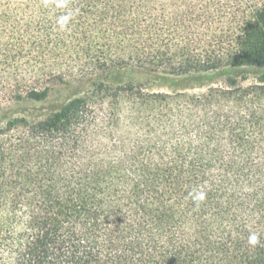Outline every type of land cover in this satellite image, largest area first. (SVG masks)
Returning a JSON list of instances; mask_svg holds the SVG:
<instances>
[{
    "label": "trees",
    "instance_id": "trees-1",
    "mask_svg": "<svg viewBox=\"0 0 264 264\" xmlns=\"http://www.w3.org/2000/svg\"><path fill=\"white\" fill-rule=\"evenodd\" d=\"M243 1L0 0L3 69L262 70L197 96L105 80L42 121H9L0 264H264V0Z\"/></svg>",
    "mask_w": 264,
    "mask_h": 264
},
{
    "label": "rangeland",
    "instance_id": "rangeland-1",
    "mask_svg": "<svg viewBox=\"0 0 264 264\" xmlns=\"http://www.w3.org/2000/svg\"><path fill=\"white\" fill-rule=\"evenodd\" d=\"M244 1L242 0V8ZM120 70V71H119ZM262 70L243 72L234 71L232 74H191L174 75L167 71H144L133 68H118L111 66L106 72L94 71L72 78L55 80L45 77L42 69L32 65H19L15 69H3L0 67V130L4 129L11 120H27L37 122L46 119L51 113L58 110L68 100L94 94L95 86L102 81L111 84H120L119 81H131L140 83L147 93H164L168 95L186 94L189 96L200 95L211 88H225L226 79L235 78L240 86H247L261 76ZM106 75V78L104 76ZM245 77L246 79H242ZM114 85V86H115ZM18 86V88H15ZM4 88L11 93H4ZM23 90L17 93V90ZM28 89L37 92L47 91V98L42 102L25 100ZM4 90V91H3ZM16 94V95H15ZM20 96L21 99L14 98ZM96 113L106 112L105 99L94 98ZM97 100V101H96ZM103 105V106H102ZM101 106V107H100ZM130 110L127 102L119 108L122 114ZM111 112V109L107 111ZM125 124V123H124Z\"/></svg>",
    "mask_w": 264,
    "mask_h": 264
},
{
    "label": "clouds",
    "instance_id": "clouds-1",
    "mask_svg": "<svg viewBox=\"0 0 264 264\" xmlns=\"http://www.w3.org/2000/svg\"><path fill=\"white\" fill-rule=\"evenodd\" d=\"M201 198H203V194L201 195ZM249 243L252 245H255L258 243V237L255 233H253L249 236Z\"/></svg>",
    "mask_w": 264,
    "mask_h": 264
}]
</instances>
